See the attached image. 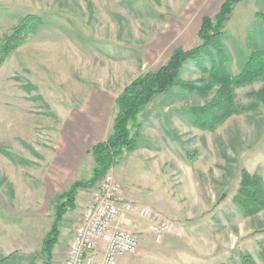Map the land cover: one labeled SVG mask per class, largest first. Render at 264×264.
<instances>
[{
	"label": "rangeland",
	"instance_id": "1",
	"mask_svg": "<svg viewBox=\"0 0 264 264\" xmlns=\"http://www.w3.org/2000/svg\"><path fill=\"white\" fill-rule=\"evenodd\" d=\"M223 1L0 0V43L25 16L41 20L0 64V260L9 257L0 264H44L55 197L89 178L94 160L86 150L111 134L115 98L174 49L196 46L201 19L215 16ZM258 13L264 0L242 1L225 25L233 75L251 50L264 49ZM179 76L203 78L192 63ZM263 86L236 88V104L255 109L213 131L191 126L181 111L211 101L214 92L201 98L170 91L141 110L136 147L109 171L118 196L154 210L170 230L154 235L135 211L128 214L137 225L131 232H149L133 256L147 257L146 264H243L249 254L263 264L264 210L244 217L233 202L242 170L264 183V104L249 96ZM85 195L79 191L80 209L66 218L82 217Z\"/></svg>",
	"mask_w": 264,
	"mask_h": 264
},
{
	"label": "trees",
	"instance_id": "2",
	"mask_svg": "<svg viewBox=\"0 0 264 264\" xmlns=\"http://www.w3.org/2000/svg\"><path fill=\"white\" fill-rule=\"evenodd\" d=\"M245 0H224L215 16L203 17L197 37L199 43L188 51L176 48L167 62L158 70L141 74L127 85L115 98V117L112 132L105 141L94 144L88 153L94 160V168L86 180L74 182L68 190L57 195L54 205V218L45 238L42 240L41 255L44 264H52L53 247L58 241L60 224L65 216L76 209V197L79 191L91 190L101 179L117 165L118 159L134 150L137 145L141 110L157 95L174 91L177 97L198 95L206 98L214 92L211 101L196 106L184 107L181 113L188 123L201 130L213 131L232 115H239L256 105L240 107L235 102L234 90L264 80V49H253L243 59L239 73L230 71V56L224 46L227 36L225 25L234 8ZM257 17L264 25V13ZM41 20L32 15L21 19L0 43V64L6 57L27 41ZM187 63H192L203 75L199 81H184L180 72ZM256 102L264 104V86L249 94ZM234 204L244 217H253L264 210V183L259 176L241 171L238 192ZM9 257L0 260L6 262ZM243 264H256L249 254H243ZM260 259L264 264V247L260 250Z\"/></svg>",
	"mask_w": 264,
	"mask_h": 264
},
{
	"label": "built area",
	"instance_id": "3",
	"mask_svg": "<svg viewBox=\"0 0 264 264\" xmlns=\"http://www.w3.org/2000/svg\"><path fill=\"white\" fill-rule=\"evenodd\" d=\"M150 224L154 235L167 233L170 223L147 207L135 208L118 196V186L109 171L93 189L89 205L83 211L63 264H84L85 258L103 247L101 264H118V261L136 253L140 237L137 233L119 226V222L132 212Z\"/></svg>",
	"mask_w": 264,
	"mask_h": 264
},
{
	"label": "crops",
	"instance_id": "4",
	"mask_svg": "<svg viewBox=\"0 0 264 264\" xmlns=\"http://www.w3.org/2000/svg\"><path fill=\"white\" fill-rule=\"evenodd\" d=\"M101 141H103V140H101ZM94 144H96V143H94ZM90 147H92V146H89V148ZM89 150L90 149L86 150V155L91 156V154L88 153ZM94 166H95V164H94ZM85 192H87V195H85L82 198V200H81V204L83 206L85 205L84 210L89 205L90 200H91V190H85ZM79 209L80 208L78 207V202L76 201V209L74 211H72V212L74 213L76 211H79ZM83 211L81 213H83ZM80 217H81V215H79V216L77 215V217H68V218H66V216H65V218L61 222V224H60V234H59V237H58V241L54 245L53 251H52V254H53L52 264H63L64 263V261L66 259V253H67V250H68V246H69V244H70V242L72 240V237H73V234H74V230H75V228L77 227V225L79 223ZM119 226L124 228V229H128V230H133L132 228L137 227V225H133V224L130 225V222L128 221V218H126L124 221L119 222ZM146 233H147V235L143 234V235H141V237L139 236L140 237V243H141L142 246H145V244L148 241V239L145 240V236L148 237L149 232H147V230H146ZM170 233H174V232H170ZM165 234H167V233H165ZM158 238H160V237H158ZM166 240H169V239H166ZM154 241L152 240V243ZM142 251L143 250H140V253ZM132 256H133V254L132 255H128V256L120 259L118 261V264H140V260L142 258L145 259L144 264L147 263V257H141V256H138V255L137 256H133V257ZM102 257H103V247L101 246V247H99L97 249V251L93 255L85 258L84 264H101Z\"/></svg>",
	"mask_w": 264,
	"mask_h": 264
}]
</instances>
